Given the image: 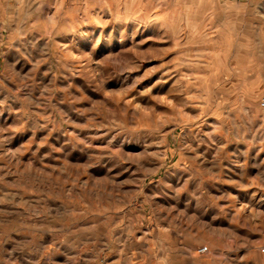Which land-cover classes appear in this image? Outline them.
<instances>
[{"label": "rangeland", "instance_id": "rangeland-1", "mask_svg": "<svg viewBox=\"0 0 264 264\" xmlns=\"http://www.w3.org/2000/svg\"><path fill=\"white\" fill-rule=\"evenodd\" d=\"M263 95L264 0H0V264H264Z\"/></svg>", "mask_w": 264, "mask_h": 264}, {"label": "built area", "instance_id": "built-area-1", "mask_svg": "<svg viewBox=\"0 0 264 264\" xmlns=\"http://www.w3.org/2000/svg\"><path fill=\"white\" fill-rule=\"evenodd\" d=\"M259 105L262 109H264V95L260 98L259 100ZM208 251V247L207 246H201L198 248V252L199 253H206Z\"/></svg>", "mask_w": 264, "mask_h": 264}]
</instances>
